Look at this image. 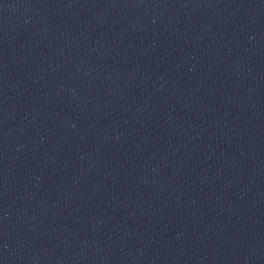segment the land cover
Masks as SVG:
<instances>
[{
  "label": "water",
  "instance_id": "water-1",
  "mask_svg": "<svg viewBox=\"0 0 264 264\" xmlns=\"http://www.w3.org/2000/svg\"><path fill=\"white\" fill-rule=\"evenodd\" d=\"M0 264H264V0H0Z\"/></svg>",
  "mask_w": 264,
  "mask_h": 264
}]
</instances>
